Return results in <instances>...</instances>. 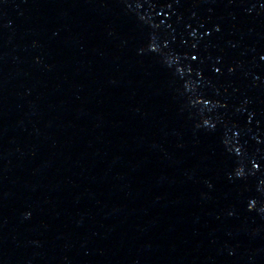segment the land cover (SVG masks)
I'll return each mask as SVG.
<instances>
[{"label":"water","instance_id":"obj_1","mask_svg":"<svg viewBox=\"0 0 264 264\" xmlns=\"http://www.w3.org/2000/svg\"><path fill=\"white\" fill-rule=\"evenodd\" d=\"M0 264H264V0H0Z\"/></svg>","mask_w":264,"mask_h":264}]
</instances>
